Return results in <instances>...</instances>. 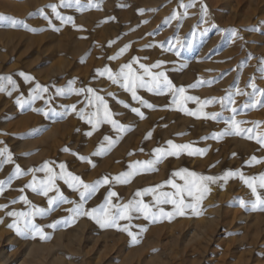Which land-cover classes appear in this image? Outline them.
I'll return each instance as SVG.
<instances>
[{"label":"rangeland","instance_id":"rangeland-1","mask_svg":"<svg viewBox=\"0 0 264 264\" xmlns=\"http://www.w3.org/2000/svg\"><path fill=\"white\" fill-rule=\"evenodd\" d=\"M98 3L96 7L78 11L59 8L62 15L72 16L75 25L63 24L55 19L50 4L59 0H0V14L23 20L24 26L10 27L0 23V77H11V83H3L7 91H0V148H8L14 163L3 165L0 180L7 181L19 164L28 169L40 168L51 161V167L59 172L58 165L65 163L67 170L80 176L86 183H93L107 174L112 177L131 171L137 161L155 158L157 147H167V141L192 143L194 147L208 149L204 156L168 157L157 165L158 171L139 174L128 184L104 185L92 196L85 207L95 208L104 202L109 189L118 193L114 204L128 203L134 193L147 187L163 184L171 174L187 168L203 175L222 176L229 170L242 171L245 176L264 173V163L246 162L255 156L264 159V147L254 140L241 136H225L213 140L211 136L222 132L223 120L232 116L230 108L213 103L204 108L207 113H220V122L195 118L171 105V94L155 95L144 89L138 95L155 106L142 107L131 99L130 93L97 75L98 69L119 67L138 57L141 63L154 64L164 61L160 69L165 71L176 87L184 86L186 95L201 100L221 98L229 92H250V79L264 89V0H182L192 4L186 10L181 0H81ZM207 13L202 11V6ZM43 9L52 19L45 21ZM143 9V14L139 11ZM35 13V15H31ZM175 15V18L172 17ZM114 17L115 19H109ZM35 28L37 31L29 29ZM151 33V35H150ZM179 41V44L176 41ZM111 46H109V43ZM171 45L179 48L180 55L165 51ZM125 45L129 50L119 59L109 60ZM138 68V65H133ZM25 76L34 78L29 81ZM214 81L210 86L189 87L198 81ZM91 87L103 96L115 114L114 119L129 126L122 138L104 123L97 129L77 112L86 113L93 108L85 102V96L74 93L58 96L56 89ZM39 83L48 88L44 99L32 100V89ZM11 92V95H8ZM112 93L113 95H108ZM27 101L21 108L17 100ZM235 107L242 108L248 97L234 95ZM47 101V103H46ZM119 101L131 107H141L145 119H140ZM76 105L77 112L71 111ZM186 107L197 110L195 102ZM34 109H43L49 114ZM55 109V112L51 111ZM67 115L58 116L56 113ZM237 120L259 121L264 131V108L241 111ZM251 123L241 125L252 127ZM92 132L89 136L88 133ZM151 131L152 137L146 138ZM105 136L117 143L104 155L94 156ZM208 137L207 140L203 139ZM69 151H64V149ZM89 157L95 164L80 161L76 155ZM233 153L236 155L233 156ZM44 179L46 173H35ZM32 174L13 179L0 195V264H264V211L251 210L254 199L250 189L239 178L211 185V192L199 206V214L186 210L183 216L172 219L158 217L156 222L144 220L134 214L131 231L136 234L133 242L127 232L113 227H102L93 219L79 216L75 219L67 209L72 204L49 208L47 197L26 187ZM177 183L183 181L176 178ZM63 195L77 200L78 194L62 180L56 181ZM24 191L21 192L20 189ZM162 191H174L165 186ZM26 196L31 205L48 209L44 216H37L34 223L40 225L44 238L34 232L18 233L9 227L16 218L9 211H29L30 206L19 201ZM56 195L50 192L49 196ZM245 207L240 206V199ZM13 200L19 202L12 203ZM151 203V195L144 196ZM171 211V205H163ZM56 221V228L49 227ZM121 226L129 221H120ZM147 229L146 231L142 229ZM22 262V263H21ZM24 262V263H23Z\"/></svg>","mask_w":264,"mask_h":264},{"label":"snow or ice","instance_id":"snow-or-ice-1","mask_svg":"<svg viewBox=\"0 0 264 264\" xmlns=\"http://www.w3.org/2000/svg\"><path fill=\"white\" fill-rule=\"evenodd\" d=\"M191 6L193 5L184 4L181 0L180 7L185 9V14L186 10ZM48 7L51 8L52 12L55 14L56 20L63 24H72L73 27H77L72 16L62 15L58 9H71L75 7L78 11L82 12L86 10V8L90 9L96 7L99 9L100 5L98 3L90 2L87 6H85L81 3V0H59L58 4H50ZM38 11H40L43 19L47 21L48 24L54 28V30H58L55 25L52 24L50 16L45 14L43 9ZM139 11L143 14L144 10L140 9ZM202 11L205 14L207 13L206 5L202 6ZM31 15H35V13H32ZM172 18L174 19L175 15ZM109 19L115 18L111 17ZM0 23H7L13 28L17 26H24L25 28H28V25L23 20L4 14H0ZM29 30L37 31L35 28H31ZM111 43L113 42H110L109 46H111ZM176 43L179 44V41L177 40ZM130 46L131 45H125L116 55L110 56L108 59H119L120 56L129 50ZM160 47L165 51H174L177 56L180 55L179 48H173L171 45L165 48L164 44H161ZM164 63V61H157L154 64L148 65L141 63L138 57H134L130 62L121 65L117 71H113L110 67H105L96 71L98 76L107 77L112 84L119 85L121 89L130 93L133 101L138 102L142 107L147 109H154L155 106L145 100L142 96L138 95L139 89H144L155 95H165L170 93L171 105L175 106L176 110L198 119H211L213 121L220 122L222 120L220 113H207L204 111L206 106L213 103H220L222 107L230 108L232 116L230 119L223 120V123L226 125L225 129L220 133L213 134L211 138L213 140H220L225 136L236 135L249 140H254L257 144L264 147V131L259 130L261 122H247L237 120L235 118L241 111L255 109L257 107L264 108V89L258 88L253 80L250 79L248 85L251 89L250 92H241L237 86L235 94L229 92L226 96L221 98L201 100L198 96L186 95V88L184 86L176 87L165 71H154L155 69L162 68ZM262 63H264V61H262ZM133 65H138V68ZM261 72L264 73V68H261ZM25 79L31 81L34 78L25 76ZM0 81L11 83L13 85V89L16 87L15 82L11 80V77H0ZM213 82L214 81L211 80L198 81L196 84L189 87L195 88L205 84L210 86ZM73 83L74 82H70L67 88L56 89V95L65 96L72 93L77 96L84 95L85 102L93 108V111L86 113L81 110L77 112L76 105H72V112H77V115L81 119L86 120L88 124L92 125L93 129H97L99 125L104 123L110 124L112 129L118 134V138H122V136H120L121 133H126L130 130L129 126H126L113 118L115 114L111 111L108 101L103 96L97 94L95 89L91 87H81L77 89L72 86ZM0 91H7L3 83H0ZM32 92V100L44 99L43 94L48 92V88L37 83L32 89ZM8 95H11V92H8ZM108 95L111 96L113 94L109 93ZM234 95H244L248 97V100L245 101L242 108L234 106ZM189 101L195 102L199 106L197 110H190L186 107V104ZM16 102L21 108L24 107L25 103H28L27 101H22L20 99ZM119 103L123 104L125 108H130L131 112L136 114L140 119L146 118L145 113L141 110V107H131L124 101H119ZM34 110L37 112H43L45 116L49 114L43 109ZM51 111L55 112V109H52ZM56 115H67V110L64 113H56ZM245 123H251L253 126L248 128L241 127V125ZM88 135L91 136L92 132L90 131ZM151 137L152 132L149 131L146 138L150 139ZM203 139L207 140L208 137H204ZM116 143L117 140L113 139L111 136H105L100 148L94 152L93 155H104ZM166 143L167 147H157L154 150V159L143 162L137 161L135 164L129 166L132 169L131 171L114 176L111 180L109 176L105 174L101 179L96 180L93 183H86L80 176L74 175L72 172L68 171L65 163H60L58 165L59 172L51 167L50 165L52 162L48 161L40 168L28 169L27 173L20 167L19 164H15V172L13 175L7 181L0 180V195L3 194L6 186H10L13 179L20 178L25 174H32V180L28 185H26V187L30 188L34 193L47 197V204L50 209L65 203L72 204L73 207L67 209L66 211L72 214L73 219L79 216L88 217L93 219L102 227H113L117 230L127 232L133 242L137 240V236L131 231L130 225L131 220L134 218V214H140L144 220L152 222H156L158 217L172 219L175 216H183L186 214V210H191L193 213L199 214L198 210L201 202L211 192L210 186L216 184L218 181L227 182L230 178L234 177L239 178L248 187V189H250L251 194L254 197V199L250 202L251 210L264 211V173H260L257 176H245L242 171L229 170L222 176H211L203 175L187 168H181L174 171L171 174L172 178L168 179L163 184L137 190L134 193L133 199L128 203L114 204L113 198L118 197V193L109 189L104 202L101 205L91 209H87L85 207L88 200L104 185H110L111 183L128 184L136 175L158 171L157 165L168 157L179 158L182 154L202 157L206 155L208 151L206 148L194 147L192 143H175L172 140H168ZM64 151L67 152L69 149L66 148ZM73 155H76L80 161L87 162L91 164L92 167H95V164L89 157L81 156L77 153H73ZM235 155L236 154L233 153V156ZM9 163H14L11 151L6 147L0 148V170H2L3 165ZM246 163L249 166H252L253 163H264V159H258L253 156ZM37 172L46 173L45 178L38 179L35 175ZM176 178H179V180L183 181V183H177ZM57 180H62L69 188L77 193L78 201L67 199L57 186ZM165 186H170L174 191H162ZM20 191L23 192L24 189L21 188ZM53 191L56 195L49 196V193ZM148 195L153 197V201L151 203L143 200V197ZM19 201L29 205L31 210L9 211L7 215L16 218L15 222L10 224L9 227L14 228L20 234H23L24 232H34L40 234L41 239H43V230L40 225L34 223V220L37 216H44L48 209L37 208L31 205V201L23 195L19 198ZM19 201L13 200L12 203H17ZM163 205H171V211H166L165 208L162 207ZM240 206L245 207V201L242 198L240 199ZM6 207L7 205H0V209H4ZM122 220L129 221V224L121 226L120 221ZM66 222L67 221H56L49 225V227L56 228L58 224ZM142 230L146 231L147 229L145 228Z\"/></svg>","mask_w":264,"mask_h":264},{"label":"bare ground","instance_id":"bare-ground-1","mask_svg":"<svg viewBox=\"0 0 264 264\" xmlns=\"http://www.w3.org/2000/svg\"><path fill=\"white\" fill-rule=\"evenodd\" d=\"M22 263V262H21ZM24 263V262H23Z\"/></svg>","mask_w":264,"mask_h":264}]
</instances>
